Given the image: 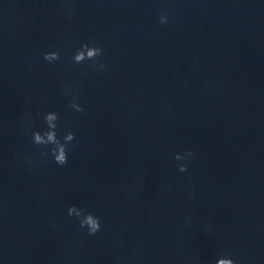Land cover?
<instances>
[{
	"label": "water",
	"instance_id": "95a60500",
	"mask_svg": "<svg viewBox=\"0 0 264 264\" xmlns=\"http://www.w3.org/2000/svg\"><path fill=\"white\" fill-rule=\"evenodd\" d=\"M93 39L106 71L73 62ZM48 112L75 133L64 166L32 143ZM137 247L131 264H264V0H0V264H126Z\"/></svg>",
	"mask_w": 264,
	"mask_h": 264
},
{
	"label": "clouds",
	"instance_id": "9594fccd",
	"mask_svg": "<svg viewBox=\"0 0 264 264\" xmlns=\"http://www.w3.org/2000/svg\"><path fill=\"white\" fill-rule=\"evenodd\" d=\"M63 2V0H62ZM75 0H73L74 5ZM75 11V8L72 7L69 15L68 20L71 21L73 19L72 13ZM160 24H167L169 22V15L167 13L161 15L159 17ZM104 55V49L101 46H97L96 41L93 39L89 42L83 43L79 49L75 52L73 56V62L74 64H84L86 61H92L91 67L93 69H96L99 67L100 70H107V65L100 63L99 58ZM44 60L48 61L50 64H54L55 62L59 61L61 58L60 50L57 49L55 51H49L45 52L43 54ZM74 85L72 83H69L66 85V88L68 91H66V95H71V89H73ZM30 100V98H29ZM72 109H74L77 112L83 113L85 111V108L80 103L76 102V100H73L70 105ZM45 122L48 126V130L41 133L40 131H33L31 132L32 135V143L40 146H48L52 145L53 147L50 149L51 155L54 159V162L58 166H64L68 164L69 162V148L68 145L72 143L76 137L75 133L69 132L65 137L63 142L58 137L57 134V121L59 119L58 113L55 112H48L45 115ZM27 129H31V121L29 120L27 125ZM44 156L49 155V151L47 148L43 152ZM19 156V154H18ZM195 157V152L192 149H187L183 153H176L174 155V159L176 161H190ZM28 165L32 164V161L27 162ZM178 171L181 173L188 172L189 167L188 163H180L177 165ZM165 190L171 191L172 186L171 185H163L161 187V193H163ZM125 191H128L127 186L125 187ZM194 195V193L189 190L187 193L188 198H191ZM127 199V197H126ZM67 214L69 217H74L78 223L80 229L86 231V234L88 236H96L100 232L103 231V225L101 222V218L98 215L93 214L92 212L88 211L87 209L78 207L77 205H71L67 209ZM191 217L189 216L186 220V224H191ZM55 227V225H54ZM209 232L211 231V228L208 229ZM139 247L133 250L132 256L129 258H126V264H131V261H134L137 256L139 255ZM192 264H200L199 257H196ZM210 264H239L238 260L231 257V255H224L213 258V260L210 262Z\"/></svg>",
	"mask_w": 264,
	"mask_h": 264
}]
</instances>
